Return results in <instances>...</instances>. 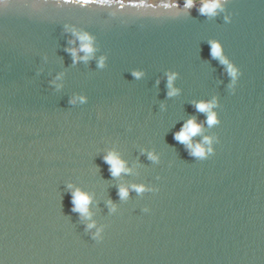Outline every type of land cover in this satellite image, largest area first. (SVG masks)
<instances>
[{"label": "water", "instance_id": "1", "mask_svg": "<svg viewBox=\"0 0 264 264\" xmlns=\"http://www.w3.org/2000/svg\"><path fill=\"white\" fill-rule=\"evenodd\" d=\"M168 2L0 0V264H264V0ZM213 98L209 126L195 102ZM192 117L201 131L177 141ZM204 137L213 152L192 155ZM113 151L130 171L111 174Z\"/></svg>", "mask_w": 264, "mask_h": 264}, {"label": "clouds", "instance_id": "2", "mask_svg": "<svg viewBox=\"0 0 264 264\" xmlns=\"http://www.w3.org/2000/svg\"><path fill=\"white\" fill-rule=\"evenodd\" d=\"M66 3H78L81 5H98L101 7H117L119 9H123L125 7H132V8H147L157 7L156 0H65ZM199 3V11L202 14H215L217 10H220L223 8L222 0H185L184 2V8H191L195 4ZM178 0H169L168 3H164L163 7L165 8H173L178 7ZM73 32V38L70 39L69 43L71 45H75L76 38L80 40V46L77 47H69L67 50L73 55L74 61L76 59H84L87 60L89 58V55L93 53V37L87 33V32H80L76 30L75 28L71 29ZM212 48H211V54L214 58H219L222 64L227 65V71L229 75L232 77V83L235 84L237 76L240 74L239 68L234 65L227 57L222 55L221 52V46L220 43L217 41L211 42ZM79 51H83L86 55L83 57H78L77 53ZM104 58L101 57L99 64L100 66H103ZM133 75L136 78H139L142 73L140 71H134ZM176 73L170 72L168 73V88L169 92L168 95L172 96L178 92V89L173 87V81L176 79ZM81 102L84 101V97L78 98ZM77 100V97H73L71 102L75 103ZM217 100L215 98L205 101L200 100L195 102V107L197 111L204 112L207 114V124L209 126H212L215 123H218V117L217 113L213 111L212 109L216 107ZM202 129V126L200 123L196 121L194 117L189 118L185 124L181 127L179 131L175 133V139L181 143H188L190 141V137L194 136L198 132H200ZM211 138L204 137L203 144L196 143L191 144L189 143V147L192 149L191 154L199 157L204 158L206 153L211 154L213 152V148L211 147ZM203 145H207V149ZM150 159H156V156L153 153H149ZM105 161L110 165V171L113 176H118L121 174V172H128L130 169L126 167L125 161L122 160L118 153L116 152H109L104 157ZM133 188H135L136 191L140 192L144 190L143 185H133ZM119 195L121 198H124L128 195V188L121 186L119 189ZM90 196L89 194L80 191L79 189L75 190L73 192L72 196V203H73V210L80 212L82 215L88 214L87 213V206L90 203ZM89 228L93 227V224L88 225ZM99 234V230L97 232V235Z\"/></svg>", "mask_w": 264, "mask_h": 264}]
</instances>
